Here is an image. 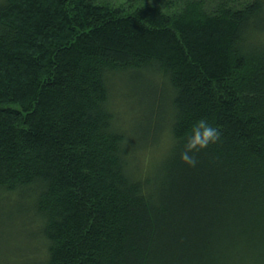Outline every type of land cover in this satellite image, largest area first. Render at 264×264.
I'll list each match as a JSON object with an SVG mask.
<instances>
[{
    "label": "trees",
    "instance_id": "obj_1",
    "mask_svg": "<svg viewBox=\"0 0 264 264\" xmlns=\"http://www.w3.org/2000/svg\"><path fill=\"white\" fill-rule=\"evenodd\" d=\"M115 1H0V264H264V0Z\"/></svg>",
    "mask_w": 264,
    "mask_h": 264
},
{
    "label": "clouds",
    "instance_id": "obj_2",
    "mask_svg": "<svg viewBox=\"0 0 264 264\" xmlns=\"http://www.w3.org/2000/svg\"><path fill=\"white\" fill-rule=\"evenodd\" d=\"M221 131L207 119L200 118L195 121L186 134L180 152V159L194 166L197 162L196 153L206 148L210 143L218 141Z\"/></svg>",
    "mask_w": 264,
    "mask_h": 264
},
{
    "label": "rangeland",
    "instance_id": "obj_3",
    "mask_svg": "<svg viewBox=\"0 0 264 264\" xmlns=\"http://www.w3.org/2000/svg\"><path fill=\"white\" fill-rule=\"evenodd\" d=\"M1 1V0H0ZM127 0H116L115 1V3L116 2H120V3H122V2H126ZM174 0H159V1H157V2H155L154 3V1H152V2H148V4L150 5V4H161V5H166V4H171L172 2H173ZM171 7H172V5H171ZM170 8V7H169ZM115 107H116V110H118V112H119V115H123V116H126V117H128V118H130V116L128 115V112H132L133 110H135V108L136 107H132V102L130 101V102H128L127 101V103H124V101H118V103H117V99H115ZM131 105V106H130ZM127 113V114H126ZM140 117V115L137 117V118H139ZM123 121L125 122L124 124L125 125H127L126 124V118L124 117L123 118ZM130 121V120H129ZM135 124H133V123H131V125H130V127L132 128L133 126H134ZM163 136V135H162ZM151 151V150H150ZM150 156H152V154L150 155ZM160 157H161V155L159 156V155H157V156H155L154 155V152H153V156H152V159L150 160V162H149V164H148V166L146 167L147 169H149V172H150V174H152V173H154V167L155 166H157V164H158V162H159V160L161 161V159H160ZM149 159L150 158H147V156L146 155H142V158H141V161H144V163L145 164H147V162L149 161ZM0 258H1V256H0ZM5 258V257H4ZM2 259V258H1ZM1 259H0V261H1ZM5 260H8V258L6 257V259H4L3 261H5ZM14 261L13 260H11V263H13ZM23 264H27V263H23Z\"/></svg>",
    "mask_w": 264,
    "mask_h": 264
}]
</instances>
